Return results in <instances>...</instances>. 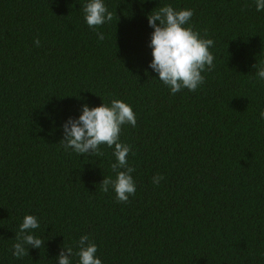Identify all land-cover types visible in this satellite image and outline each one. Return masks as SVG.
<instances>
[{"label": "trees", "instance_id": "16d2710c", "mask_svg": "<svg viewBox=\"0 0 264 264\" xmlns=\"http://www.w3.org/2000/svg\"><path fill=\"white\" fill-rule=\"evenodd\" d=\"M86 2L0 0V264H58L85 234L102 264H264V80L253 67L264 11L255 0H103L113 19L93 30ZM165 5L193 10L185 27L214 41L215 68L195 92L171 94L149 68L147 16ZM113 99L137 120L120 134L135 168L127 203L100 191L115 178L112 148L81 156L60 144L85 103ZM26 215L45 247L17 259Z\"/></svg>", "mask_w": 264, "mask_h": 264}, {"label": "clouds", "instance_id": "9594fccd", "mask_svg": "<svg viewBox=\"0 0 264 264\" xmlns=\"http://www.w3.org/2000/svg\"><path fill=\"white\" fill-rule=\"evenodd\" d=\"M255 7L258 12L264 11V0H255ZM81 10L85 23L93 30L113 19L112 12L108 11L103 0H88L81 5ZM193 14L191 9L175 10L171 5H165L147 16L149 26L154 30L149 45L152 50L149 68L158 74V79L173 95L183 89L195 92L205 83L202 73L215 68V57L209 51L214 46V41L202 38L190 26L185 27ZM97 38L102 41L104 34L97 32ZM34 44L39 47V39H35ZM253 67L257 69L256 76L264 80V62ZM260 118L264 119V110L260 111ZM126 124L132 127L137 124L136 115L127 103L113 99L110 106L102 103L91 108L85 103L78 118L69 117L62 125L63 138L60 141L65 151L71 149L81 156H102L101 145L113 149L115 162L111 164V169L115 178L105 177L99 185L100 191L104 193L111 188L117 203H127L129 197L136 193L132 177L135 168L128 162L132 149L130 145L120 142L122 126ZM162 179L164 177L157 174L152 178V183L159 184ZM39 227L37 217L24 216L16 233V242L12 245L15 258L29 255V248L45 247V240L33 234ZM77 249L74 252L72 247L62 246L57 258L58 264H72V256L78 257L77 264H102V260L96 255L97 245L90 240L89 235L80 236Z\"/></svg>", "mask_w": 264, "mask_h": 264}]
</instances>
